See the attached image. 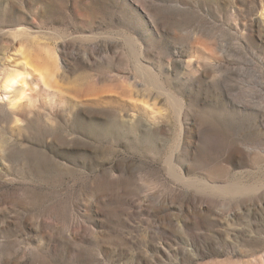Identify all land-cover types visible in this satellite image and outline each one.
<instances>
[{
    "label": "rangeland",
    "instance_id": "1",
    "mask_svg": "<svg viewBox=\"0 0 264 264\" xmlns=\"http://www.w3.org/2000/svg\"><path fill=\"white\" fill-rule=\"evenodd\" d=\"M0 264H264V0H0Z\"/></svg>",
    "mask_w": 264,
    "mask_h": 264
}]
</instances>
